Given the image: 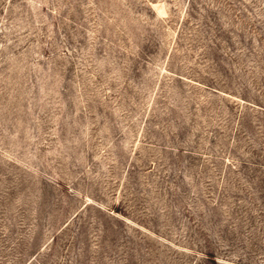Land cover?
Here are the masks:
<instances>
[{
    "label": "rangeland",
    "instance_id": "1",
    "mask_svg": "<svg viewBox=\"0 0 264 264\" xmlns=\"http://www.w3.org/2000/svg\"><path fill=\"white\" fill-rule=\"evenodd\" d=\"M0 264H264V0H0Z\"/></svg>",
    "mask_w": 264,
    "mask_h": 264
}]
</instances>
